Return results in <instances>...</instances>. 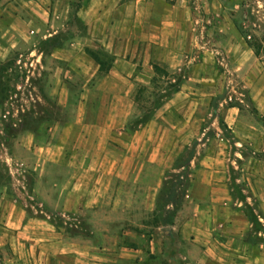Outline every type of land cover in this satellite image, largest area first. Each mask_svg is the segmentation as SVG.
I'll use <instances>...</instances> for the list:
<instances>
[{
    "label": "rangeland",
    "instance_id": "rangeland-1",
    "mask_svg": "<svg viewBox=\"0 0 264 264\" xmlns=\"http://www.w3.org/2000/svg\"><path fill=\"white\" fill-rule=\"evenodd\" d=\"M29 1L47 16L0 63V183L31 187L36 172L10 175L4 158L35 165L46 148L59 196L73 184L97 190L104 218L90 205L49 204L44 238L62 242V255L166 264L170 253L181 264L185 243L166 232L200 206L191 186L206 165L227 189L194 190L223 201L204 210L264 213V0ZM153 67L168 81L152 84ZM0 227V264H34ZM130 249L143 260L126 258Z\"/></svg>",
    "mask_w": 264,
    "mask_h": 264
},
{
    "label": "crops",
    "instance_id": "crops-1",
    "mask_svg": "<svg viewBox=\"0 0 264 264\" xmlns=\"http://www.w3.org/2000/svg\"><path fill=\"white\" fill-rule=\"evenodd\" d=\"M46 11V7L29 0H0V63L12 58V52L18 44L29 41L31 38L28 36L29 33L33 35L37 29L42 28L46 21ZM32 51L33 49L29 52V57L32 56ZM42 56L44 55L39 54L40 59ZM31 66L32 64H29V67ZM30 72L28 70V73ZM1 133L2 131L0 135ZM29 136L31 140L35 138L33 134ZM4 150L7 151L6 148ZM38 151L39 159L35 165L31 162L12 163V157L9 154H6L3 161L9 168L10 175H12L14 166L20 174L28 169L36 172V178L31 187H27L20 181L8 180L0 183V225L5 235H12V253L21 260H32L34 264H42V262L55 264L54 259L57 262L61 258L69 259L71 264H120L114 256L122 258L121 256H124L122 252L114 254V259L111 258L112 255L107 256L103 253L90 256L81 262L80 258L62 255L66 253V249L59 240L49 242L44 238L49 230L48 207L49 204H54L56 197H58L56 203H63L64 210L67 209L64 203L68 202L74 207L90 205L94 209L93 216L97 219L104 218L105 213L98 208V205L103 204L101 196L95 188H93L95 190L89 189V183L73 184L74 187L69 185L66 191L60 193L59 196L58 191L62 185L58 182L56 185H50L48 178L50 170L54 168L49 164L48 150L39 148ZM214 169L215 167L206 165L204 169L197 171L196 178L192 181L190 203L200 206L193 212L178 213L175 217L177 221L175 226L170 227L166 232L167 235L174 231L178 232L179 237L185 243L183 253L179 254L181 264H264V231L261 229L264 227V213L248 211V207H245L243 212L204 210L203 203L223 201H217L216 197H212L208 192L199 198L201 195L198 196L194 190L208 191L213 187L220 188L221 186L227 189L226 183L214 176ZM203 174L209 175V179L201 181L199 176ZM226 198L231 197L228 194ZM246 199L250 203L253 202L250 197ZM32 202H34V207L31 206ZM239 203L242 205V199ZM38 205L39 207L36 208ZM31 210L33 213L30 212ZM107 250V252L111 250L114 252L115 247ZM131 253L135 255L129 256ZM154 253L157 257L165 255L162 249H156ZM138 254L139 251L130 249L127 250L126 258L134 260V258H139ZM167 256L166 264H176L174 256L170 253ZM142 257L143 255L140 256V260H143Z\"/></svg>",
    "mask_w": 264,
    "mask_h": 264
},
{
    "label": "trees",
    "instance_id": "trees-1",
    "mask_svg": "<svg viewBox=\"0 0 264 264\" xmlns=\"http://www.w3.org/2000/svg\"><path fill=\"white\" fill-rule=\"evenodd\" d=\"M98 71H101V66L99 67ZM153 72H154V77L152 78V84L156 83L157 81H161L162 79H165V81H168L169 77L166 71L164 72V71H161L158 67H153ZM142 92L143 90H141L138 93V96L136 97V101L140 99ZM173 92H177V89H173Z\"/></svg>",
    "mask_w": 264,
    "mask_h": 264
}]
</instances>
